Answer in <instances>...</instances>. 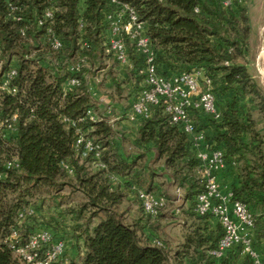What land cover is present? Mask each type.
Returning <instances> with one entry per match:
<instances>
[{"label": "trees", "instance_id": "trees-1", "mask_svg": "<svg viewBox=\"0 0 264 264\" xmlns=\"http://www.w3.org/2000/svg\"><path fill=\"white\" fill-rule=\"evenodd\" d=\"M123 1L131 4L145 23L160 72L201 68L210 78L215 97H227L219 120L205 115L196 126L214 147L222 149L227 165L224 171L234 174L232 199L245 203L252 212L253 245L259 250L264 243V90L245 61L250 25L241 0H233L228 8L214 0ZM48 4V0H0V79L15 66L12 84L17 88L16 94L0 91V116L17 114L16 132L0 133V239L16 227L18 212L40 208L41 203L59 198L58 193L70 186L86 200L68 209L71 218L77 220L73 229L82 233L84 250L79 264H253L239 248L228 250L220 258L209 253L216 248L223 228L212 214L195 211L196 197L204 190L201 162L190 137L169 121L160 104L138 121L135 144L140 151L127 155L119 151L109 120L112 109L106 113L109 104L100 106L88 87L98 72L111 70L107 65L110 59L118 72L127 76L122 82L112 77L116 89L129 81L133 83L128 88L141 87V59L131 47V69L120 68L112 53L106 51L105 14L113 6L108 0H55L58 9L52 27L63 48L53 52L41 40L44 28L35 24L36 16ZM14 15L21 18L13 19ZM83 41L87 45L80 48ZM59 58L85 61L74 73L80 84L72 91H63V82L73 73L64 63L55 64ZM88 109L94 119L86 117ZM195 113L199 120L200 112ZM71 121H78L77 125L86 130L85 136L101 142L103 168L94 167L88 157L81 156V148L74 145L76 132ZM150 148L155 153L151 162L159 163L157 169L147 159ZM13 157L20 168H5ZM62 163L73 172L68 173ZM162 176L175 190L180 189L181 197L174 199L183 202L181 212L189 220L172 256L161 240L162 246L154 242L159 239H153V234L140 238L139 231L146 228L142 217L149 216L144 215L132 189L135 186L165 197L159 215L169 200L160 190L162 183L156 182ZM126 192L135 195L142 215L130 223L117 210ZM85 210H90L89 218L99 216L94 225L89 220L79 223ZM19 234L16 243L26 239ZM0 264L26 263L0 240ZM67 264L76 263L71 260Z\"/></svg>", "mask_w": 264, "mask_h": 264}, {"label": "built area", "instance_id": "built-area-1", "mask_svg": "<svg viewBox=\"0 0 264 264\" xmlns=\"http://www.w3.org/2000/svg\"><path fill=\"white\" fill-rule=\"evenodd\" d=\"M49 4L44 7L42 12L36 16L35 24L43 27V44L49 46L53 52L63 48V42L55 33L52 24L54 13L58 9L55 0H48ZM222 7L233 6V0H214ZM113 9L105 14L108 23L106 37V51L111 52L113 58L120 68L133 67L131 60L130 47L140 59L142 67L140 73V89H138L130 103V110L126 118L131 122H138L146 118L151 113V107L160 104L168 119L172 124L178 125L187 134L195 149V154L201 162L202 181L204 190L196 197L195 211L199 215L212 214L221 224L223 235L219 239L216 248L209 251L215 257H222L228 250L239 248L241 255H248L253 264H264V252L258 251L253 245L252 231L254 228V217L248 206L238 200L232 199L230 191L223 192L218 182L219 175L224 171L226 162L222 149L214 147L206 138L203 130L197 129V119L195 111H199L214 120L221 118V111L217 107L216 97L213 92L210 78L204 73L203 69H192L190 71H178L169 74L160 72L155 59V50L152 47L150 38L146 32L145 23L140 20L136 9L123 0H108ZM16 8L15 6H10ZM196 11L198 9H195ZM20 16H13L19 20ZM82 27V21L79 20ZM24 34V30H22ZM87 45L81 42L80 48ZM1 54V50H0ZM65 64L73 75L68 76L63 82V91H72L80 84V78L74 73L80 71L85 64L83 58L76 61L63 60L59 58L58 63ZM227 64V62H225ZM1 65V62H0ZM16 75L15 66H10L1 76L0 91L8 94H16L17 88L12 84V79ZM98 78L89 81V90L93 93L94 82ZM86 117L94 119L90 109L86 111ZM67 121L66 118H64ZM81 119H78L80 121ZM17 114L13 113L8 117L0 116V133L7 135L16 132ZM77 121V122H78ZM76 121H71L75 127L76 137L74 145L81 148V156L88 157L94 167L103 168L105 165L100 160L102 144L92 136H85V129H81ZM68 173H72V168L62 163ZM5 168L19 169L16 157L6 161ZM113 180H117L114 176ZM137 198L140 200L144 215L156 217L159 211L165 206L166 198L145 191L142 188L132 186ZM176 197H181L180 189H176ZM33 209L18 212L16 227L7 237L0 239L7 243L13 253L23 260L26 264H67L62 259L65 245L62 241H51L50 233L46 231L30 234L24 242H19V228L28 215H32ZM162 246L160 240L154 241ZM50 244L45 246L44 244Z\"/></svg>", "mask_w": 264, "mask_h": 264}, {"label": "rangeland", "instance_id": "rangeland-1", "mask_svg": "<svg viewBox=\"0 0 264 264\" xmlns=\"http://www.w3.org/2000/svg\"><path fill=\"white\" fill-rule=\"evenodd\" d=\"M240 4L246 11L250 25L245 61L249 73L264 90V0H241ZM107 65L111 67V70L106 68L102 72H98L97 77L100 81L94 85L101 94L108 96L111 103H114V106L111 107L110 122L113 126L119 151L124 155L135 154L140 151V148L136 146L135 140L132 138L134 137L132 131L134 127L128 122L126 114L129 112L130 103L139 88L131 89L126 84H121L124 79H127V76L123 75L122 72H118L116 63L112 59L108 60ZM107 71H110V73H107ZM112 77L121 81L119 89H116V85H113ZM113 86L115 87L113 88ZM107 111L110 110L107 109ZM150 163L153 169H157L159 166V163H153L151 160ZM156 182L162 183L160 190L164 191L169 198V200L167 199V206L157 217H142L139 201L131 192L129 194L126 192L117 210L128 223L133 222L136 217H142L146 222V228L144 231H139L140 238H145L147 233L153 234V239L161 240L167 247L169 255L172 256L179 249V244L183 240L189 220L181 212L183 202L174 199L176 197L175 187L171 185L170 180L162 176L156 179ZM56 197L59 198H55L52 202V199L49 198L41 203L40 208L34 206L35 209L32 208L33 216L24 220L23 227L19 232L27 238L32 233L47 230L51 235L52 243L57 241L64 243L65 254H63L62 259H65L67 263L73 260L74 263L79 264L84 250L82 237L79 236L82 233L81 229H73V225L75 226L77 220L71 218L68 209H75L86 200L80 191L70 186H65ZM44 199H46V196ZM89 211L85 210L83 212L79 223L89 220L92 226L99 220V216L89 218ZM46 246H50V244L46 243Z\"/></svg>", "mask_w": 264, "mask_h": 264}, {"label": "crops", "instance_id": "crops-1", "mask_svg": "<svg viewBox=\"0 0 264 264\" xmlns=\"http://www.w3.org/2000/svg\"><path fill=\"white\" fill-rule=\"evenodd\" d=\"M131 83H133V81H129L128 84H127V86H131ZM92 95L94 96L95 99H97L100 102V106H102V105L105 106L106 104H109V106L107 107V109H109V107L114 106V103H111V99L108 96L101 94L97 90L96 86H94V90H93ZM226 98L227 97H224V98H218V97H216L217 107H218V109L220 111H222L223 108H224ZM108 112L109 111H106V113H108ZM120 113H121V110H120ZM199 116H200V118H199L198 121H201L202 122L203 121V118L202 117L205 116V114L202 113V112H200L199 113ZM128 122L130 123V125L132 127H134V128H132V131L134 132V137H132V138H134V140H135V138L137 136V129H138L137 128V124H138V122H131V121H128ZM206 130H209V129L206 128ZM146 155H147V159L148 160H152L153 157H154V155H155L154 150L152 148H150L146 152ZM225 169H226V167H225ZM218 182L220 183V186H221V189H222L223 192L230 191V185H231L232 182H234V174H233V172H231V171H229V172L223 171L219 175V177H218ZM258 251H261V252L264 251V243L260 245Z\"/></svg>", "mask_w": 264, "mask_h": 264}, {"label": "bare ground", "instance_id": "bare-ground-1", "mask_svg": "<svg viewBox=\"0 0 264 264\" xmlns=\"http://www.w3.org/2000/svg\"><path fill=\"white\" fill-rule=\"evenodd\" d=\"M263 52H264V50H263ZM263 54V53H262Z\"/></svg>", "mask_w": 264, "mask_h": 264}]
</instances>
